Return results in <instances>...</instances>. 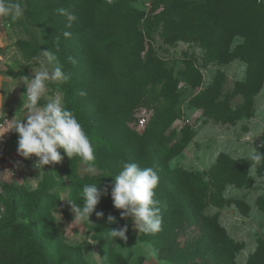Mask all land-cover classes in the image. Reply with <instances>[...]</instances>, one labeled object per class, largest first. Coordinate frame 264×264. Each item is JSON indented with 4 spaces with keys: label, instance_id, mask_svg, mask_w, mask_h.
Listing matches in <instances>:
<instances>
[{
    "label": "rangeland",
    "instance_id": "1",
    "mask_svg": "<svg viewBox=\"0 0 264 264\" xmlns=\"http://www.w3.org/2000/svg\"><path fill=\"white\" fill-rule=\"evenodd\" d=\"M21 2L26 8L24 19L11 22L0 17L6 42L0 52L8 76L2 85L0 107V226L12 210L22 215L15 220L16 232L27 223L24 216H31L37 222L36 240L48 249L51 264L69 254L72 256L65 264H108L113 252L119 264H180L175 242L168 240L175 227L148 235L135 229L130 216L124 217L118 227L128 225L127 240H119L108 232L102 234L101 230H107L93 216L105 207L121 217L122 210L113 206L109 175L118 174L123 162L154 168L160 177L155 199L160 201L162 218L164 213H178L170 206V200H176L169 183L174 181L163 180L167 166L182 186L192 182L186 180L195 174L218 187L220 197L204 204L203 213L214 215L235 244L229 260L246 264L258 239L264 237V162L257 165L250 159L253 149L264 156V76L246 82L247 63L236 53L245 41L242 35L254 31L250 16L244 18L246 8L238 0H74L63 5L75 13L78 19L73 25L77 26L98 16L94 8L117 4L108 18H101V24L88 26L71 39L70 46L81 50L78 54L74 48L59 49L57 56L71 73L69 82L48 83V95H58L94 139L95 170L88 173L78 157L68 158L62 149H58L61 162L42 169L34 167L38 160L34 155L25 159L17 153L19 137L13 123L17 119L26 122L29 114L23 78L30 79L40 70L39 50L52 49L49 25L39 19L40 6L47 7L50 0ZM131 7L138 13L121 15ZM95 50L99 54H93ZM68 56L77 63L68 62ZM121 63L136 69L126 81L124 93L111 85L106 71L108 66L121 68ZM168 76L177 82L172 89L177 103L174 119L163 127L153 115L154 106L164 103L159 95L161 84L156 81ZM79 91L86 95H78ZM123 94L127 101L138 104L127 121L128 136L120 134V120L114 115L123 106ZM46 101L47 95L40 104ZM149 126L162 135L157 145L167 154L161 167L151 165L144 152L130 154L135 150L132 137L140 136ZM136 157L141 158L137 161ZM98 182L100 188L107 187L108 194L101 197L90 223L80 222L74 218L71 204L82 206V185ZM11 188L15 190L13 204L8 197ZM37 192L46 200L39 205V212L30 214ZM168 220L162 219V228L175 225ZM186 231L187 235L179 237L177 249L184 247L185 239L196 238L193 226ZM148 244L155 255L146 252ZM200 260L194 258L198 264Z\"/></svg>",
    "mask_w": 264,
    "mask_h": 264
},
{
    "label": "trees",
    "instance_id": "2",
    "mask_svg": "<svg viewBox=\"0 0 264 264\" xmlns=\"http://www.w3.org/2000/svg\"><path fill=\"white\" fill-rule=\"evenodd\" d=\"M73 1L74 0H50L47 7L40 6L39 19L49 25L51 41L48 42V44L52 49L56 37L60 36V48H74L75 53L78 54L81 50L76 48L75 45L70 46L71 39L79 32L82 34L88 26L101 24V18L102 20L105 17L108 18L107 15L110 11L112 12L113 9H116L115 7L117 4H113V6L109 5L108 7L94 8V11L98 16L94 15V17H91L87 23L80 24L79 22L77 26L73 25L72 28L67 29L64 24V18L57 14L56 9L64 8L63 5L70 4ZM238 1L243 9L246 8V16H244V18L250 16V24L254 28V31L249 29L248 32L242 35L244 36L245 41L236 48V53L243 56L244 61L247 63L246 82H251L254 78L258 79L259 76H264V0ZM97 3L95 5H97ZM136 13H138V10L131 7L125 8V10L121 12V15L126 16L129 14L131 16ZM98 17H100V19L96 20ZM63 31H70L72 33L71 38L65 39L62 36ZM243 50H245V52H243ZM93 54H99V52L95 50ZM121 65V68L116 70H112L108 66L106 71L111 85L115 86L118 90L123 91L126 86V81L128 78L135 75L136 69L132 66L127 67L124 63H121ZM8 74L11 76L17 75L12 72H8ZM156 83L161 84L159 95L164 99V103L161 106H154L153 115L156 120L160 118L159 121L164 127L168 126L175 117L174 108L177 101L176 95L172 93V89L177 86V82L176 80H172V76H168L164 80L163 77L158 79ZM122 98L123 106L119 107L116 112L114 111V115L118 116L120 120L118 125L121 130L120 134L128 136L129 130L127 121L132 117L134 109L138 107V104L135 101H127L124 94L122 95ZM150 127L151 126L146 127L140 136L132 137L135 144V150L131 151L130 154L135 153V155H140L144 152L147 154L148 161L151 165L161 167L162 164H164V158L167 153L160 150L157 145L159 144L162 135L155 130H151ZM140 158L141 157H136L135 159L138 161ZM261 168L264 169V167ZM163 171L164 181H174L173 183H169L172 184V187L174 188L173 190L176 195V200H170V206L178 213H164V222L169 218L168 221L170 223L174 222L175 225L165 228L163 227L162 231H167L169 227L176 228L173 233H169L168 240L175 242V254H180L177 258L181 259L179 263L198 264L194 262V258L199 256L201 257L199 264H233L229 258L232 256L231 250L235 244H233L232 240L224 234L223 229L217 223L214 215L207 216L203 213L204 204L209 203L210 200L214 202L215 198L220 197L218 187H211L213 181H203L199 175L195 174L193 175V178L191 177L189 180H186L192 182L182 186L177 182V180H180L174 177L175 174L173 173V170L166 166ZM185 174L187 177L190 176L189 173ZM192 185L195 187H192ZM14 195L15 190L12 188L9 189L8 197L11 204H13ZM45 200L46 196L41 192H37L31 203L30 214H36L39 212V205ZM99 211L104 213L103 217L98 218L96 214L93 216L97 222H100L105 226L104 228L107 231L101 230L102 234L110 232L113 226L114 229H116L115 227H117V229L119 228L118 226L122 222L119 213L113 212L110 208L107 209L105 207H102ZM109 215L116 218L115 223L108 222L107 217ZM21 216L22 215L14 214L12 210L6 223L0 226V264H51L49 261L48 249L36 240L37 222L31 216H24L28 221L20 230H18V232H16L15 220ZM188 226H193L194 231H196V238L193 237L192 240L185 239L183 241L184 247H182V249H177L176 246L178 245V239L182 235H187L186 228ZM190 252H193L194 254L192 255ZM71 256L72 254H69L67 257H62L54 264H65V262L70 260L69 258ZM112 256L113 259L107 263L119 264L117 258L118 255L113 252ZM246 264H264V237L258 239L257 247L246 261Z\"/></svg>",
    "mask_w": 264,
    "mask_h": 264
},
{
    "label": "clouds",
    "instance_id": "3",
    "mask_svg": "<svg viewBox=\"0 0 264 264\" xmlns=\"http://www.w3.org/2000/svg\"><path fill=\"white\" fill-rule=\"evenodd\" d=\"M26 8L21 0H0V17L9 18L11 22L25 18ZM57 14L65 20V27L72 28L77 21L74 12L67 8L56 9ZM12 26L11 23L8 25ZM70 31H63L65 39L71 38ZM60 48V36L56 37L53 49L39 50L40 70L27 81L26 109L28 115L26 122L17 119L12 129L18 133L17 153L28 159L33 155L38 158L34 167L42 169L45 165L61 162L63 156L58 149L68 157H78L85 166V171L93 173L95 170V142L84 130L73 110L63 105L62 99L48 95V83L66 84L71 78V73L65 70L57 53ZM67 61L75 65L77 60L66 57ZM80 96L86 92L79 91ZM47 95V101L43 105L40 101ZM250 159L257 165L264 162V156L252 150ZM112 177L111 199L115 209L122 210L121 218L131 217L135 229L140 233L155 235L162 230V215L160 201L155 199V189L159 184V174L152 167H141L136 162H123L121 171ZM107 176V177H109ZM108 194L107 187L100 188L98 183L84 184L79 193L82 206L71 204L74 218L80 222H89L90 215L96 210V206L102 196ZM98 218L103 217L102 211H96ZM109 223H115L112 215L107 217ZM128 225L113 229L109 235L119 240H127ZM149 255H155L151 244L146 246Z\"/></svg>",
    "mask_w": 264,
    "mask_h": 264
},
{
    "label": "crops",
    "instance_id": "4",
    "mask_svg": "<svg viewBox=\"0 0 264 264\" xmlns=\"http://www.w3.org/2000/svg\"><path fill=\"white\" fill-rule=\"evenodd\" d=\"M4 33L0 30V47L5 45ZM4 55L0 52V107L2 106V85L8 79V76L3 70L4 67Z\"/></svg>",
    "mask_w": 264,
    "mask_h": 264
},
{
    "label": "built area",
    "instance_id": "5",
    "mask_svg": "<svg viewBox=\"0 0 264 264\" xmlns=\"http://www.w3.org/2000/svg\"><path fill=\"white\" fill-rule=\"evenodd\" d=\"M7 120H8V119H7V118H5L3 122L5 123V122H7ZM141 122H142V123H143V122H145V119H144V118H142V119H141ZM0 125H2V123H0Z\"/></svg>",
    "mask_w": 264,
    "mask_h": 264
}]
</instances>
